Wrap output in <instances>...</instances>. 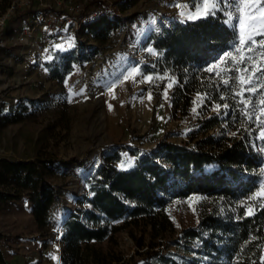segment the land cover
<instances>
[{
  "label": "rangeland",
  "instance_id": "obj_1",
  "mask_svg": "<svg viewBox=\"0 0 264 264\" xmlns=\"http://www.w3.org/2000/svg\"><path fill=\"white\" fill-rule=\"evenodd\" d=\"M113 2V13L107 19L116 28L105 41H97L87 28L76 31L66 25L58 29L36 28L27 39L8 41L5 48H0V159L62 161L51 167V175L46 178L55 194L47 226L37 227L26 193L0 208V249L4 258L14 264H61L62 225L77 207L76 197L85 192L88 177L104 155L118 152L120 159L114 166L120 170L133 169L136 156L130 151L148 152L163 141L186 143L189 132L213 115L220 122L209 135L243 138L258 153L261 166L254 193L260 191L259 185L264 181L261 174L264 151L260 150L264 141L259 138L256 120V116L261 120L264 116L259 111L249 122L240 113L243 105L237 103L238 96H232L231 103L224 100L217 111L214 106L219 104L207 105L203 98L201 103L196 95L187 114L176 113L170 103L174 78L147 71L153 57L147 48H142L144 39L160 25L175 18L181 21L180 9L172 6L175 0ZM7 5L8 0H0V16ZM25 17L26 14H20L11 19L2 37L20 35L29 24ZM226 25L237 38L238 28ZM236 41L221 58L223 64L224 59L233 62L228 53L239 59ZM67 53L70 70L60 83L49 73L54 68L57 74L64 73L62 66ZM223 64L220 62L213 70L223 73ZM132 67H138L141 74L135 81L124 80ZM145 76H151L152 80L144 79ZM240 76L238 72V88ZM171 81L174 83L168 87ZM112 85L115 87L109 90ZM81 90L82 94H75ZM225 103L228 109L223 108ZM127 161L132 166L122 168V162ZM214 204L217 202L213 198L201 195L169 200L163 210L167 221L164 231L156 234L140 221L122 227L110 240L92 243V249L108 264H142L147 253L154 251L185 264L190 258L181 257L172 241L183 230L196 227L201 215ZM115 225L121 226V220ZM53 256L58 259H52Z\"/></svg>",
  "mask_w": 264,
  "mask_h": 264
},
{
  "label": "trees",
  "instance_id": "obj_2",
  "mask_svg": "<svg viewBox=\"0 0 264 264\" xmlns=\"http://www.w3.org/2000/svg\"><path fill=\"white\" fill-rule=\"evenodd\" d=\"M83 28L97 41H105L116 27L103 17ZM236 40L220 14L184 22L175 18L146 36L142 48L151 46L157 53L152 54L147 71L174 78L170 103L176 113L187 114L198 94L207 105H222L224 100L231 103V88L223 85L216 71L207 69L220 64ZM68 57L67 53L64 73L57 74L55 68L50 71L52 79L64 81L71 65ZM232 64L224 59V67L238 66ZM220 74L228 78L238 72ZM219 122L214 115L204 119L189 132L186 143L163 141L148 152L130 151L136 156L130 170L114 166L120 159L118 152L104 155L88 177L85 192L76 197L77 207L62 225L61 264H108L92 249V243L110 240L122 227L140 221L158 234L166 229L163 210L169 200L190 195L213 198L217 204L201 215L196 227L183 230L172 241L181 257L190 258L185 264H261L264 208L258 202L264 199H248L258 187L260 158L243 138L209 135ZM58 162L62 161L0 159V208L26 193L37 227L47 226L55 194L46 178ZM208 167H213L210 172L205 171ZM249 204L257 205L251 216L246 215ZM119 220L122 225H115ZM144 259L142 264H178L158 251L147 253ZM0 264H11L1 249Z\"/></svg>",
  "mask_w": 264,
  "mask_h": 264
},
{
  "label": "snow or ice",
  "instance_id": "obj_3",
  "mask_svg": "<svg viewBox=\"0 0 264 264\" xmlns=\"http://www.w3.org/2000/svg\"><path fill=\"white\" fill-rule=\"evenodd\" d=\"M172 6L180 9L178 14L181 17V22L185 20L206 19L209 16L215 17L218 14H222L226 24H229L234 29L238 28L235 52L240 53L239 59L232 53L226 55L232 56L234 65L243 66H226L223 71L241 73L239 77L240 87L237 89L235 86L237 80L235 76L223 78L220 72H216V76L221 78V82L225 87L231 88L234 97H239L237 103L243 105L240 110L243 117L251 122L253 117L256 116L257 111L260 112L261 116H264V91H260L261 88H264V0H186V2L175 0ZM257 37L262 38L257 39ZM146 50L153 55L157 54L151 46L147 47ZM258 61L260 63H257ZM214 67L216 65L209 67L207 71L212 73ZM140 74L138 67H132L124 76V80L131 78L135 81V77ZM144 79L151 81L152 77L145 76ZM172 83L174 81H171L168 87H171ZM114 87L115 85L110 86L109 90ZM82 91L75 94H82ZM245 93H249L250 95H245ZM164 94L167 98V90H165ZM149 99H151V94H149ZM197 101L202 103L200 94L197 96ZM197 101H194V104ZM109 107L111 108V105ZM220 107V105H215L214 110L218 111ZM228 107L227 103L223 105L224 109H228ZM193 112H196L195 107L193 108ZM256 120L259 121V138L261 141H264V120H261L260 116H256ZM260 150L264 151V145L261 146ZM126 166H132V162H122L121 167L124 168ZM261 174H264V169H261ZM259 188L260 191L250 196L249 200L264 197V181L261 182ZM256 206L249 204L246 207V215H253ZM258 206L264 208V200L259 201ZM52 259L58 258L53 256ZM261 264H264V257H261Z\"/></svg>",
  "mask_w": 264,
  "mask_h": 264
},
{
  "label": "built area",
  "instance_id": "obj_4",
  "mask_svg": "<svg viewBox=\"0 0 264 264\" xmlns=\"http://www.w3.org/2000/svg\"><path fill=\"white\" fill-rule=\"evenodd\" d=\"M113 7V0H8L0 16V48H5L8 41L27 39L36 28L58 29L68 25L80 31L86 24L110 17ZM20 14H26L28 26L18 36L2 37L9 21Z\"/></svg>",
  "mask_w": 264,
  "mask_h": 264
},
{
  "label": "crops",
  "instance_id": "obj_5",
  "mask_svg": "<svg viewBox=\"0 0 264 264\" xmlns=\"http://www.w3.org/2000/svg\"><path fill=\"white\" fill-rule=\"evenodd\" d=\"M5 260H6V259H5ZM6 262L11 263V264H14V263H13V262H14L13 260H9V261L6 260Z\"/></svg>",
  "mask_w": 264,
  "mask_h": 264
}]
</instances>
